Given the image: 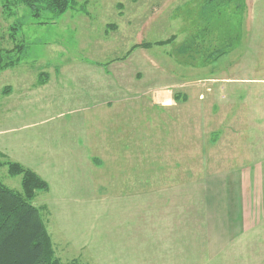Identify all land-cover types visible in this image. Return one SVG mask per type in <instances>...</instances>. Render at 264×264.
<instances>
[{
    "label": "rangeland",
    "instance_id": "374dc122",
    "mask_svg": "<svg viewBox=\"0 0 264 264\" xmlns=\"http://www.w3.org/2000/svg\"><path fill=\"white\" fill-rule=\"evenodd\" d=\"M222 1L76 0L75 5L63 14L44 10L35 17L24 4L0 0V138L1 144L9 146L12 143L7 142L17 134H26L25 138L29 139L35 133L46 131V125H40L45 122L43 117H37L29 105L21 109L20 102L27 91L38 90L43 86L40 78L47 77L48 80L75 63L79 65L75 69L84 68L80 65L84 62L94 63L103 85L99 94L103 98V108H99L96 115L95 133L99 136L95 139L98 148L94 149V155L102 156L104 163L93 162L99 172V177L96 174L98 186L125 188L134 193L143 186L152 189L176 184L192 186L194 189L186 188L178 194L151 195L152 204H157L152 210V220L158 221L160 215H166V227L152 228L155 234L202 242L212 234L208 221L213 224L218 219L222 238L232 239L235 248L241 241H246L249 253L261 254L262 258L249 255L246 264H264V223L254 224L243 232L237 227L241 177L257 165L253 157L257 153L255 147L264 144V123L239 130V124L246 123L247 115L244 120L234 119L238 102L226 103L228 90L209 89L207 92L202 87L203 99H199V90L189 97L193 93L191 85L207 86L210 83L207 79L194 81L202 76L229 78L237 86L241 79L264 75L261 71L264 47L255 50V27L264 26V0H231L224 4ZM173 36L170 43L155 44ZM144 42L153 43L151 47L155 49L152 50H160L166 56V68H162L171 74L166 73V82L174 76L184 78L185 82L175 86L171 107L150 103L149 115H143L141 109L138 114L130 113L135 107L146 105L142 102H136L133 107L125 105L113 109L107 103H113L114 92L119 94L117 98L121 103L128 95H122L125 90L122 88L126 82L131 83V79L129 71L126 75L125 70H120L124 76L119 77L126 82L119 90L115 89L116 82L109 69L118 62L113 69L119 70L128 57H125L126 53ZM21 45L23 49L19 50ZM160 52L155 51L154 55L159 57ZM149 56L155 60L153 54L149 53ZM135 63L133 67L140 77L145 76L141 84L151 82L146 76L153 71ZM43 72L48 75H42ZM237 92L236 89V96ZM70 105L87 110L79 102ZM228 106H232L229 109L232 111L226 114ZM15 114L18 119L9 126L8 120ZM63 114L65 111L50 117L56 121ZM127 117L131 123L126 125ZM81 118L85 119V116L81 114ZM87 121L88 130L94 131ZM109 127L117 128L116 134L131 133L132 136H122V145L117 152L110 142L113 132ZM16 149L17 157L6 155L35 170L19 160L32 164L38 159L20 145ZM122 150H125L124 157H121ZM119 153L120 156H115ZM126 158L128 161H124ZM50 163L54 165L56 160ZM49 174H53V168ZM0 178L8 186L21 190V176L10 175L7 166L0 167ZM81 185L84 191L88 183ZM49 194L41 191L35 203L39 206L48 204L43 213L56 254L64 263L95 262L88 247L80 248L74 244L82 239L78 225L82 226L83 221L77 216V206L71 204L68 196L65 204L58 203L57 209L52 210L49 203L59 194H51L50 202ZM94 197L101 196L83 194L85 201H81L86 205ZM63 221L66 226H72L65 229Z\"/></svg>",
    "mask_w": 264,
    "mask_h": 264
},
{
    "label": "crops",
    "instance_id": "0c3cea01",
    "mask_svg": "<svg viewBox=\"0 0 264 264\" xmlns=\"http://www.w3.org/2000/svg\"><path fill=\"white\" fill-rule=\"evenodd\" d=\"M255 32V50H259L264 47V26H256ZM152 49L155 48L137 47L129 53L119 70L113 69V66L118 62L112 65L109 71L114 76L115 89L119 90L124 81L126 82L123 77H119L120 75L124 76L119 72L120 70H125L126 75L129 71L131 83L126 82L125 88H122L125 89L122 95L128 94L127 97L120 103L117 98L119 94L114 92L116 97L113 103H107L108 106L113 109L125 105L133 107L136 102H142L147 106L135 107L130 113L138 114L141 109L143 115H149L150 103L169 107L174 104V88L178 86L177 84L185 82L184 78L174 76L171 81L166 82L167 58L157 49L155 51L160 52L161 56L156 57L155 51ZM262 51L264 52V48ZM140 53H143L142 57ZM149 53L153 54L155 60L150 59ZM262 59L264 60V55ZM134 62L141 64L142 68L149 72L153 71V74L146 76L151 82L145 85L141 84L145 76L140 77L138 70L133 67ZM75 64L63 72L55 73L56 75L49 77L45 83L41 84L43 86L38 87V90L29 89L20 102L21 109L25 105H29L31 110L37 113V117L44 118L45 122H41L40 125L45 124L46 131H42L41 134L35 133L29 139L25 138L26 134H17L7 142L12 143L9 146L5 145L6 143L1 144L2 139L0 138V150L5 154L17 157L16 146L20 145V147L28 149L33 158L38 159L32 164L27 160H17L33 167L49 182V202L51 194H59L55 200L49 203L52 210L57 209L58 203L65 204L68 196H70L71 204L77 206V216L83 221L82 226L78 225L79 236L82 239L74 244L80 248L88 247L95 260L94 264H246L249 255L262 258L258 252L249 253L247 251L246 241H241V245L235 248L232 245V239L229 241V238H222L219 231L220 220L218 219H215L213 224L208 221V227L212 234L204 238L202 242L189 238L184 240L181 236L155 234L153 229L166 227V215H160L158 221L152 220V210L157 207V204H152L151 195L178 194V191L184 192L187 190L186 188L194 189L192 186H177L176 184L153 189L143 186L136 193L129 192L125 188L98 186L96 179L99 177V172L96 171L97 166L93 162L104 163L102 156L94 155V149L98 148L95 139L99 136L98 133H95L96 115L98 109L103 106V98L99 97L103 85L100 71L95 68L98 66L91 62H84L80 64L84 65V68L75 69L79 66ZM123 66H126V69ZM163 66L165 68H162ZM141 71L146 74L145 71ZM261 71H264V65ZM201 78L194 81L197 83L198 80L207 79L210 83L207 86H201L198 83L191 85L190 89L193 90V93L189 97L196 95L199 90L201 97L199 99H203L202 87L207 92L209 89L211 91L223 89L225 92L228 90L229 98L226 103L238 102L234 119L244 120L247 115L246 123L239 124V130H244L247 127L250 129L259 122L264 123V75L241 79L237 86L230 82L229 78L219 79L206 76ZM151 86L155 88L151 89ZM181 87L186 89L184 86ZM236 89L238 90L237 96L235 95ZM189 94L191 93L189 92ZM74 102L84 105L87 110L79 109L76 105L71 106L70 104ZM74 106L77 108L75 109ZM230 107L232 109V106ZM230 107L225 109L226 114L231 113ZM63 111H65V115L57 117L56 121L50 117L62 114ZM16 114L8 120L10 121L9 126L18 119ZM81 114L85 116V119L81 118ZM92 116H95V119ZM86 120L94 131L88 130V126L85 125ZM130 123L131 121L127 117L124 124ZM109 130L113 132L110 134V142L116 148V152L117 148L122 145V136L132 138L131 133L122 135L117 132L116 134L117 128L109 127ZM126 142L128 147V141ZM259 147H255L257 153L253 157L257 165L251 170H255H249L248 174L241 177L243 185L239 188L240 204L237 210L239 213L237 227L241 232L254 224L264 223L263 142ZM122 151L121 157H124L125 150ZM129 155L127 150V158L130 157ZM115 156H120V153ZM143 157L144 153H142V160ZM127 158L124 161H128ZM52 160H56V164L51 165ZM120 160L124 163L122 159ZM50 168H53L52 175L49 174ZM81 183L84 186L88 183V186H85L87 190L81 189ZM81 192L101 197H94L85 205L81 201L83 195ZM108 195L114 197L109 198ZM63 226L67 229L72 225L66 226L63 221Z\"/></svg>",
    "mask_w": 264,
    "mask_h": 264
},
{
    "label": "trees",
    "instance_id": "16d2710c",
    "mask_svg": "<svg viewBox=\"0 0 264 264\" xmlns=\"http://www.w3.org/2000/svg\"><path fill=\"white\" fill-rule=\"evenodd\" d=\"M15 1L30 8L35 17H39L44 10L63 14L76 3V0ZM213 1L207 0V3ZM229 1L231 0L222 2L224 4ZM173 39L174 36L155 44L164 45ZM153 45L151 42H144L134 46L132 50L140 46L151 47ZM22 49L21 45L19 50ZM130 52L131 50L126 53L125 57ZM42 75L47 76L48 74L43 72ZM46 78H40L42 81L40 84L45 83ZM2 166L8 167L10 175L21 176V190L8 186L0 178V264H75L77 261L64 263L56 254L43 213V210L47 211V206H39L35 203L41 191H49V182L32 168L12 160L0 151V167ZM83 264L94 263L84 261Z\"/></svg>",
    "mask_w": 264,
    "mask_h": 264
}]
</instances>
